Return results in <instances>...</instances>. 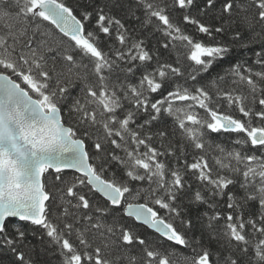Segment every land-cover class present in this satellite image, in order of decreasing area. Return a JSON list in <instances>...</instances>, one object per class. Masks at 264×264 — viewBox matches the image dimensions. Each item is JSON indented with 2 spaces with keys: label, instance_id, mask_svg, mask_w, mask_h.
Listing matches in <instances>:
<instances>
[{
  "label": "snow or ice",
  "instance_id": "1",
  "mask_svg": "<svg viewBox=\"0 0 264 264\" xmlns=\"http://www.w3.org/2000/svg\"><path fill=\"white\" fill-rule=\"evenodd\" d=\"M37 247L264 264V0H0V256Z\"/></svg>",
  "mask_w": 264,
  "mask_h": 264
},
{
  "label": "trees",
  "instance_id": "2",
  "mask_svg": "<svg viewBox=\"0 0 264 264\" xmlns=\"http://www.w3.org/2000/svg\"><path fill=\"white\" fill-rule=\"evenodd\" d=\"M70 3H75L76 0H69ZM139 14V13H138ZM179 22V21H177ZM135 23V22H133ZM182 27H185L187 31L192 32L191 26H186V25H181ZM155 43V41H153ZM151 46V45H150ZM226 66V65H225ZM222 68L219 66H214L212 70H210L209 74L205 75V79H207L209 76H215L217 72H221ZM217 140H224L226 141L228 139L227 135L220 137V136H215ZM70 175V173H69ZM129 223H133L132 221H129ZM138 231H140L143 234H148L150 230H148L145 226L141 225H135ZM28 242H30L33 245H39V240L37 237L29 235L28 236ZM179 247V246H177ZM181 251H186L181 249ZM37 258L40 262V264H58L59 262V257L55 253L54 248H49L47 250H41L40 247H37ZM8 257L7 256H0V264H8Z\"/></svg>",
  "mask_w": 264,
  "mask_h": 264
},
{
  "label": "water",
  "instance_id": "3",
  "mask_svg": "<svg viewBox=\"0 0 264 264\" xmlns=\"http://www.w3.org/2000/svg\"><path fill=\"white\" fill-rule=\"evenodd\" d=\"M146 227V226H145Z\"/></svg>",
  "mask_w": 264,
  "mask_h": 264
}]
</instances>
